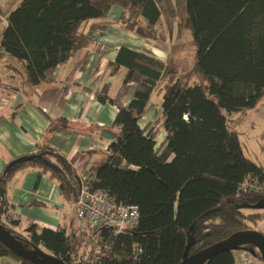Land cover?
<instances>
[{"label": "trees", "instance_id": "trees-1", "mask_svg": "<svg viewBox=\"0 0 264 264\" xmlns=\"http://www.w3.org/2000/svg\"><path fill=\"white\" fill-rule=\"evenodd\" d=\"M186 2V27L197 47L194 66L159 88L167 73L164 62L126 47L119 50L108 68L127 69L121 87L105 84L95 93L96 100L119 109L115 140L85 177L75 160L45 142L36 153L7 165L0 176V226L25 248H43L65 264H90L84 259L99 257L96 250L109 244L100 264H180L236 232L257 231L253 227L263 218L258 211L264 193L243 192L241 186L264 182V171L243 155L223 111L254 109L264 97V0ZM114 6L124 10L122 27L142 39H158L162 14L156 0H23L2 33L0 61L6 59L5 67L23 88L50 84L60 65L96 45V35L112 25L108 15ZM130 83L136 89L124 106L121 99ZM158 88L167 132L160 145L140 126ZM58 122L69 127L65 119ZM24 170H37L39 179L48 174L71 206L77 205L83 185L106 192L118 204L136 206L139 224L118 236L80 223L57 230L29 224L14 232L20 222L10 218L8 187ZM245 209L257 212L243 215ZM233 251L215 255L208 264H235ZM4 257L34 264L0 243Z\"/></svg>", "mask_w": 264, "mask_h": 264}, {"label": "crops", "instance_id": "crops-1", "mask_svg": "<svg viewBox=\"0 0 264 264\" xmlns=\"http://www.w3.org/2000/svg\"><path fill=\"white\" fill-rule=\"evenodd\" d=\"M22 1L5 3L6 0H0V44L10 14ZM123 12L119 6L112 7L108 15L112 25L103 35H96V45L80 50L60 65L53 82L39 89L23 88L20 78L5 67L6 59L0 61V176L9 163L36 153L44 142L68 160H75L82 177L92 165L104 159L109 145L115 140L117 128L114 123L119 109L110 103L99 102L95 93L105 84L119 89L127 74L124 67L112 72L108 64L115 62L122 47L148 53L166 66L170 57L166 41L161 40V17L157 25L158 39L151 41L122 27ZM167 75L159 88L168 82ZM135 89V84L127 85L121 99L124 106L133 99ZM153 95L140 126L146 133H153L160 145L167 136L166 130L161 129L164 128L163 101L160 92L156 102L152 100ZM236 115L234 132L242 153L264 171V97L254 109ZM59 119L67 120L69 127H62ZM51 127L52 132L49 131ZM8 200L12 206L10 218L20 222L19 227L12 229L14 232L21 233L29 224L36 225L39 230H57L80 223L76 206L64 202L57 182L48 174L39 179L37 170H24L14 176L8 187ZM260 206L259 211L263 209V202ZM257 231L263 233L264 224L263 230ZM235 260V264H241L240 256ZM0 264L18 263L4 257L0 258Z\"/></svg>", "mask_w": 264, "mask_h": 264}, {"label": "rangeland", "instance_id": "rangeland-1", "mask_svg": "<svg viewBox=\"0 0 264 264\" xmlns=\"http://www.w3.org/2000/svg\"><path fill=\"white\" fill-rule=\"evenodd\" d=\"M12 0H6L5 3H9ZM160 10H161V22H160V34L163 43L166 41V45L169 51V60L167 63V70L169 80L168 82H173L178 76L188 72L195 64L196 60V43L194 41L191 31L186 27V21L188 17V7L186 0H156ZM1 26V23H0ZM195 81L199 82L200 79ZM159 88L155 91L153 95V101L158 100ZM227 127L230 131L234 132L236 125V119L238 118L236 114H229L223 111ZM164 129L163 126L161 128ZM257 211L247 212L243 210V215L254 214ZM263 215V219L260 220L255 227L256 230H263L264 224V200L263 209L258 211ZM82 226L89 227L86 224ZM248 227V228H249ZM243 250L255 252V258L259 259L256 261H262L259 254V249L255 246L246 244L240 246L239 250L234 253L235 259L242 254ZM89 258V257H87Z\"/></svg>", "mask_w": 264, "mask_h": 264}, {"label": "built area", "instance_id": "built-area-1", "mask_svg": "<svg viewBox=\"0 0 264 264\" xmlns=\"http://www.w3.org/2000/svg\"><path fill=\"white\" fill-rule=\"evenodd\" d=\"M243 192L264 193V182L255 179L241 186ZM77 208V219L82 224L92 228H103L110 231L112 236H118L133 230L139 224L140 213L136 206H124L118 204L104 191H92L83 185ZM96 250L97 258L84 260L90 264H100V259L106 256L110 249L109 244ZM241 264H264V261H256L250 251L243 250L240 255Z\"/></svg>", "mask_w": 264, "mask_h": 264}, {"label": "water", "instance_id": "water-1", "mask_svg": "<svg viewBox=\"0 0 264 264\" xmlns=\"http://www.w3.org/2000/svg\"><path fill=\"white\" fill-rule=\"evenodd\" d=\"M0 243L34 264H65L62 260L53 256L43 248H35L32 250L25 248L14 235L2 226H0ZM246 244H253L258 247L261 252L262 261H264V233L249 230L236 232L229 238L186 257L180 264H208L215 255L233 251ZM251 253L254 256L256 255L254 251Z\"/></svg>", "mask_w": 264, "mask_h": 264}]
</instances>
